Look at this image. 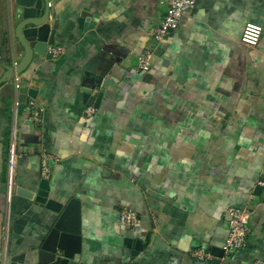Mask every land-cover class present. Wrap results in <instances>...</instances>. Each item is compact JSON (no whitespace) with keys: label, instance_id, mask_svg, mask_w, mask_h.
<instances>
[{"label":"crops","instance_id":"obj_1","mask_svg":"<svg viewBox=\"0 0 264 264\" xmlns=\"http://www.w3.org/2000/svg\"><path fill=\"white\" fill-rule=\"evenodd\" d=\"M164 12L163 0H54L49 22L25 29L33 47L55 31L62 53L36 54L19 91L14 79L0 85V264H40L59 218L36 202L43 179L49 199L81 202L82 264H213L194 251L222 250L231 208L250 213L251 234L220 264L264 262V0H198L141 71L142 45ZM22 20L16 0H0V79L24 55ZM249 24L262 28L256 47L242 43ZM25 88L37 91L40 125L27 109L14 116ZM125 207L141 229L120 224Z\"/></svg>","mask_w":264,"mask_h":264},{"label":"water","instance_id":"obj_2","mask_svg":"<svg viewBox=\"0 0 264 264\" xmlns=\"http://www.w3.org/2000/svg\"><path fill=\"white\" fill-rule=\"evenodd\" d=\"M54 0H16L17 4L22 8L23 20L17 27V39L24 49V55L16 66L7 69L4 77L0 79V85L9 82L17 76L24 74L32 65L35 55L38 54L42 58L52 59V55L48 53L49 46L55 43V31L52 32L48 42L40 41L33 47L25 36V29L29 26L42 27L49 22L51 8ZM41 29H36V36L40 39ZM25 82H28L26 79ZM28 92V98L25 103L19 106V116L27 108L30 99H36L37 91L34 89H23ZM103 95L100 94L95 107L99 108ZM90 98L89 94L84 96V103ZM50 182L43 179L40 182L39 193L36 202L44 205L47 209L59 214V218L55 225L47 235L39 250L40 264H82L76 260L77 256L82 254V207L81 202L77 199H71L67 205L49 199ZM261 191L260 188L257 190ZM131 239H127V246L132 247ZM139 245V246H138ZM142 249L141 244L137 242L134 248L136 255ZM216 259L213 264H220V259L224 256V251L219 248L212 249Z\"/></svg>","mask_w":264,"mask_h":264},{"label":"built area","instance_id":"obj_3","mask_svg":"<svg viewBox=\"0 0 264 264\" xmlns=\"http://www.w3.org/2000/svg\"><path fill=\"white\" fill-rule=\"evenodd\" d=\"M198 0H163V5L165 8L164 15L159 22L158 27L150 34L142 45V52L139 56V67L141 71H149L151 60L154 57L153 52L149 49L151 42L156 44H162L168 39L172 33L177 31L183 18L192 11L197 4ZM262 35V28L256 25L249 24L244 30L242 43L248 47H256L260 41ZM49 53L52 55L53 59L58 58L61 53V48L49 47ZM18 63H15L16 66ZM15 90L19 91L22 87L21 78L17 76L14 78ZM20 102L16 101L14 105V116L17 117L19 113ZM28 116L30 121L40 125L42 108L34 101L30 99L27 106ZM97 109L95 106L91 105L85 109V114L88 117H92L96 113ZM19 158L17 142L14 140L9 148L8 153V187H9V198L11 196V189L13 185V179L15 176V171L17 167V162ZM49 157L45 155L42 159V177L47 178L50 173ZM229 217V231L226 242L222 250L224 251V256L220 260H224L226 257L238 251H243L248 246V238L251 234L250 228V213L241 208H231L228 211ZM120 224L128 230H138L142 228V221L137 212L133 211L129 207L123 208L119 213ZM195 258L202 262H212L216 259L215 255L209 250L204 248L194 251ZM255 264H264L262 261H258Z\"/></svg>","mask_w":264,"mask_h":264},{"label":"rangeland","instance_id":"obj_4","mask_svg":"<svg viewBox=\"0 0 264 264\" xmlns=\"http://www.w3.org/2000/svg\"><path fill=\"white\" fill-rule=\"evenodd\" d=\"M180 28V27H179ZM178 28V29H179ZM177 29V30H178ZM154 30L155 29H153L152 31H150L151 32V34L154 32ZM163 44H164V42L162 43V44H156V43H154V42H151V44L149 45V49L153 52V54H154V56L156 57V56H160V55H162L163 54ZM89 103H91L92 104V101H90ZM17 168V167H16Z\"/></svg>","mask_w":264,"mask_h":264}]
</instances>
